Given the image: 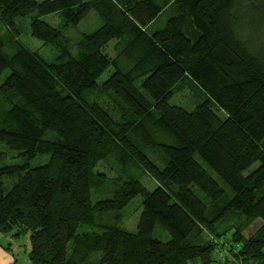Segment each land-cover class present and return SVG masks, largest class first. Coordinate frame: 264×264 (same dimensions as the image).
Listing matches in <instances>:
<instances>
[{
  "label": "trees",
  "instance_id": "trees-1",
  "mask_svg": "<svg viewBox=\"0 0 264 264\" xmlns=\"http://www.w3.org/2000/svg\"><path fill=\"white\" fill-rule=\"evenodd\" d=\"M91 12L97 27L77 32ZM20 19L54 49L52 61L18 42ZM0 22V145L19 161L1 166L0 152V235L27 237L30 264H214L203 234L222 239L214 226L226 217L261 221L249 238L235 227L226 244L241 264H264V0H0ZM183 80L204 96L191 112L169 104ZM108 94L120 120L96 103ZM109 157L119 174L95 173ZM137 196L128 231L121 212Z\"/></svg>",
  "mask_w": 264,
  "mask_h": 264
},
{
  "label": "rangeland",
  "instance_id": "rangeland-1",
  "mask_svg": "<svg viewBox=\"0 0 264 264\" xmlns=\"http://www.w3.org/2000/svg\"><path fill=\"white\" fill-rule=\"evenodd\" d=\"M36 1H42V0H36ZM164 14L161 16V18L158 19L157 22L153 23L152 26L149 28L148 32H155L156 30H160L163 28L165 21L168 17ZM41 20L51 26H56L59 23L58 18L55 15H47L41 18ZM18 21V20H17ZM16 24L19 26L20 30V36L18 37V42L26 47L27 49L36 52L39 54L43 59L46 61H52L55 56V51L51 46L43 44L40 40H37L33 38L30 35L29 28L25 22L24 19H20ZM97 21L96 16L93 12L89 13L88 16L82 20L79 25L76 27L77 32H91L97 27ZM71 33H74L72 31ZM0 36L7 37V28L0 22ZM113 42H110L106 48L104 49V52L108 57L113 58ZM6 51L11 53L13 52L11 47H6ZM110 73V68L104 72L100 78L98 79V84L102 85V83L107 81V78ZM8 75V71H5L0 76V83L4 80V78ZM204 101V96L199 92V90L193 86V84L187 80H183L179 84V88L176 90L172 98L169 100V104L172 106H177L185 110L186 112H191L194 110L195 106L202 103ZM96 103L104 107L109 115L116 119L120 120V112L118 107L116 106V103L112 101V94H108V96H105L103 98L96 99ZM218 113V112H217ZM219 114V113H218ZM157 140V136L153 139ZM160 138V137H159ZM142 153L154 164L158 167L163 166V155L161 152H159L157 149L152 148H142ZM0 152H4L7 154V160L2 163L1 166L4 165H15L19 163L17 159H10L11 157H15V153L9 151L5 146L0 145ZM195 160L206 170L207 174L228 194V196H231V192L229 189L217 178V176L209 170L200 160L198 157H195ZM48 161V156H42L37 157L33 161L30 162V166L36 167L45 164ZM94 172L107 175L109 177H116V175L119 174L120 168L117 164L114 163L113 158H106L103 160H100L97 162V164L94 166ZM137 173L136 180L149 192L153 191L157 187V183L154 181V179L144 170L139 169L135 170ZM122 173V172H121ZM195 195L204 203L207 204L208 200L206 197L198 191L196 188L193 189ZM93 200L96 199V195L92 194ZM141 196H137L134 199H132L122 210L121 215L123 217V221L121 223V226L128 230L133 231L136 228L137 221L139 218V215L141 213ZM244 219H240L239 222H235L233 220H229L226 218L220 220L218 223L214 226V231L217 232L219 235H223L222 239H213L212 235L207 234V232H204V239L206 238L207 241L214 247L215 253L213 254V262L214 264H241L238 262L233 256L230 250L228 249V244L230 237L233 235V231L236 229L241 230L243 235L245 237H251L255 234L256 231L259 230L261 227V221L255 220L251 224L247 225L245 224ZM236 227V229H234ZM87 228H83L80 230H84ZM79 230V231H80ZM154 235L158 237L161 241H167L168 235L160 230L158 227L156 228ZM11 239V247H9L8 243L5 239ZM10 236L7 235H0V246L3 248L9 247L10 251L12 252V248L15 249V257L18 259L19 262L30 264L27 253H28V242L27 237H22L16 240H12ZM225 242V243H224ZM24 250H23V249ZM191 264H199L197 261L192 262Z\"/></svg>",
  "mask_w": 264,
  "mask_h": 264
},
{
  "label": "crops",
  "instance_id": "crops-1",
  "mask_svg": "<svg viewBox=\"0 0 264 264\" xmlns=\"http://www.w3.org/2000/svg\"><path fill=\"white\" fill-rule=\"evenodd\" d=\"M8 243L9 247H11V239H5ZM15 249L12 248V252L9 249H4L0 246V264H26L18 261V259L14 255Z\"/></svg>",
  "mask_w": 264,
  "mask_h": 264
}]
</instances>
